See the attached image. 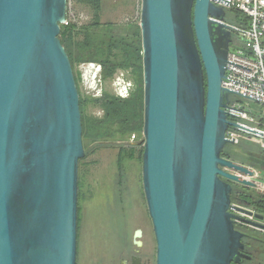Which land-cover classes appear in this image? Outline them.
Wrapping results in <instances>:
<instances>
[{"label": "water", "instance_id": "water-1", "mask_svg": "<svg viewBox=\"0 0 264 264\" xmlns=\"http://www.w3.org/2000/svg\"><path fill=\"white\" fill-rule=\"evenodd\" d=\"M226 0H141L142 186L155 264H243L263 215L232 202L252 168L221 156ZM66 0H0V264H76L79 95L59 39Z\"/></svg>", "mask_w": 264, "mask_h": 264}, {"label": "rangeland", "instance_id": "rangeland-1", "mask_svg": "<svg viewBox=\"0 0 264 264\" xmlns=\"http://www.w3.org/2000/svg\"><path fill=\"white\" fill-rule=\"evenodd\" d=\"M101 2L99 7V25L110 22L114 26L112 28L94 27L91 28L92 32L101 30L103 40L107 39L108 36L103 32L104 30H110V34L116 39L122 36L129 39L131 34L134 33L135 26L133 24H125L130 20L131 23L134 21L140 24L141 0H102ZM93 10L91 5L80 0H66V20L68 23H73L76 27L85 26L93 17ZM232 15V11H227V16L231 17ZM238 40L237 33H234V43L232 44H235ZM116 51V53L120 54V51ZM88 69L86 63L81 61L74 62L73 74L74 78L76 77L77 79L79 99L83 100L82 105L79 102V108L83 149L85 146L84 156L78 162L77 261L78 264H101L103 262L100 258L102 253L99 251V245L102 243L100 238L101 229L103 231L108 229L112 243L116 241V236L119 234L122 237L120 239L126 244L128 243V238L124 233L129 228L130 236L135 226L138 224L145 226L144 216L141 217V211H143L141 206H144L145 209V202L143 204L142 197L143 192L141 191L143 187V147L139 143L143 138V94L141 98L142 108L138 112L140 122L142 117V125H138V118H134L137 126L131 133L128 130H120V127H123V118L119 119L118 117L117 119L111 118L104 122L101 128L104 132L98 131L99 126L90 128V120L103 119L105 110L102 101H95V99H102V93L94 90L95 84L92 85L91 78L88 77ZM141 71H143L142 67ZM103 84L107 91H103L104 94H110L119 100L121 99L117 96L119 90L117 81L110 83L107 80L106 82L103 81ZM124 105L129 106L127 104ZM136 105L138 106V104ZM87 121L89 127H87ZM128 121L132 123V120L128 119ZM131 149L134 152H132V155H127ZM224 149L240 153L244 162H247L249 161V158H247L248 153L253 152L251 156L254 157V152L259 148L253 143H243L241 146L228 144ZM124 150L127 153H124ZM134 183L137 184L135 193L133 195L127 194L129 192L128 185ZM112 197L116 198L112 200ZM124 198L125 202L123 201ZM133 199L136 202L140 200L139 203H136V208H133ZM120 201L122 202L120 203ZM79 208L80 211L78 210ZM129 209L131 215L128 217ZM136 221L137 223H135ZM262 221L264 222V217Z\"/></svg>", "mask_w": 264, "mask_h": 264}, {"label": "built area", "instance_id": "built-area-1", "mask_svg": "<svg viewBox=\"0 0 264 264\" xmlns=\"http://www.w3.org/2000/svg\"><path fill=\"white\" fill-rule=\"evenodd\" d=\"M222 5L226 12L236 11L246 19V26L234 27L239 40L234 43V34L227 55V63L221 85L229 89V108L234 117L225 137L231 145L242 141L258 146L264 156V0H226ZM253 170V168H252ZM253 183V189L264 196V181L253 170L252 176L240 175Z\"/></svg>", "mask_w": 264, "mask_h": 264}, {"label": "trees", "instance_id": "trees-1", "mask_svg": "<svg viewBox=\"0 0 264 264\" xmlns=\"http://www.w3.org/2000/svg\"><path fill=\"white\" fill-rule=\"evenodd\" d=\"M80 1L85 2L88 5L92 6V8L94 9L93 10L94 17L96 18L97 17L96 11L101 6V0H80ZM232 12L233 15L229 17L230 22L232 24H235L237 26L247 25L246 19L240 18L242 17L241 13L236 11H232ZM93 24L98 25V22L91 23V26ZM109 26H111V24ZM92 31L93 30L91 29V27L88 26L76 27L74 24H62L60 26L59 39L67 52L72 68L74 62L76 61L92 59L102 62L105 77L110 75L115 67L117 66L123 67L129 64L138 67L139 68L138 70H140V72H138L139 86H137L136 91L131 95L130 98L119 100L115 96L105 93L102 96V99H95L96 102L102 101V105H104L105 116L101 120H96V119L90 120L89 123L90 128L92 127L96 128V126H99L98 131H102L101 128L103 127L104 122H106L108 119L111 118L117 119L118 117L119 119L123 118V122H122L123 127H120V130L122 131L128 130L131 133L132 130L137 126V124L134 122V118L135 119L138 118L137 119L138 125H142V117L140 122V115L138 114L139 110L142 108L141 98L143 94L142 71H141L142 48H141L140 27L139 25L135 26L134 33L131 34L129 39H126L123 36L119 39H116L115 37H112L110 35V30H104L103 32L108 36L107 39L103 40L102 32H100L101 30L96 31L94 33ZM105 34H103V36H105ZM116 50L120 51V54L116 53L117 52ZM103 101L105 102L103 103ZM79 102L80 105H82L83 100L79 99ZM124 104H127L129 106H126ZM136 104H138V106ZM128 119L132 120V123L128 121ZM97 123L98 124L101 123V124L98 125ZM86 124H88V121L86 122ZM89 124L87 125V127H89ZM243 143L245 142L242 141L238 145H232V146H239V145L241 146V144ZM123 152L127 153L125 150ZM123 152L121 153L123 154ZM132 152H134V150L131 149V151H128L127 155L128 154L132 155ZM221 156L234 161H238L242 163L244 162L242 158L243 156L240 153L231 152L229 150L226 151L225 149H223L221 151ZM246 191L247 190H245L242 187H236L234 190H232L231 193L232 202L237 203L239 205H243L245 202H248L246 200H249L250 201L249 203H251V206L256 210L257 213L264 214V196L259 195L254 191H247L250 194L247 193ZM78 210L80 211V208ZM240 230L248 234V236L244 237L243 239L247 249H248V245L251 244L252 241L259 242L260 236L257 232H253L252 230L246 227Z\"/></svg>", "mask_w": 264, "mask_h": 264}, {"label": "flooded vegetation", "instance_id": "flooded-vegetation-1", "mask_svg": "<svg viewBox=\"0 0 264 264\" xmlns=\"http://www.w3.org/2000/svg\"><path fill=\"white\" fill-rule=\"evenodd\" d=\"M99 11H100V9H98L96 11L97 12L96 18L94 17V11H93L92 19L88 23H86L85 26H88L91 28H94V27H100L101 28L102 26L104 28L113 27L114 25H112L110 22L102 23V25H99V23H98V25L93 24L91 26V23L98 22ZM137 15H138V13H137ZM226 18L228 19V20L226 19V21L230 22L229 16H227ZM64 24H73V23H68L66 20ZM110 24H111V26H109ZM130 24H133L134 26L139 25L138 23H136L134 21L131 23V20L125 25H130ZM110 35L113 36L112 34H110ZM232 38H233V34H232ZM230 45H231V42L229 43V48H230ZM81 62H84L88 65V68H89L88 69V77L91 78L92 85L95 84L94 90L95 91L98 90L99 93L101 92L102 96L104 95L103 91H106V89L104 88L103 81L106 82L108 80L110 83H112V81H117V84H118L119 90H120V91L118 90L117 96H119L121 99L130 98L131 95L136 91L137 86H139V84H138L139 83L138 72H140V70H138L139 68L136 66H133L130 64L123 66V67L117 66L114 68L113 72L110 75L105 77L102 62L92 60V59L82 60ZM96 78H97V80H96ZM75 81H76V79H75ZM76 85H78L77 82H76ZM142 85H143V71H142ZM231 183H232L233 190L235 189L234 187H242V185H240L238 183H235V182H231ZM128 187H129V192L128 193L124 192V193H127L129 195H133L137 189V184L136 183L129 184ZM141 191L143 192V187H142ZM126 195H125V197H126ZM142 197H143V204L145 202V204H144L145 209H144V206H141V208L143 210V211H141V217L144 216L143 219L145 221V226H141V224H138L137 226H135L133 228V231L131 232L130 236H129V230H130V228H129L128 231H126L124 233L128 238V243L125 244L122 241V239H120L122 237L119 234H117V236H116V241L112 243V239H110V237H109L108 229H104V231H103V229H101V232H100L101 237L100 238H101L102 243L99 245V251L102 253V254H100V258H101V260H103V262L101 264H155L156 242H155V236H154L153 227H152V221H151V218H150L148 210H147V204H146V200L144 197V192L142 194ZM115 198L116 197H112V200H114ZM123 201L125 202V198L123 199ZM139 201L136 202L133 199V201H132L133 205H134L133 208H136V203H139ZM121 202L122 201H120V203ZM137 209H138V207H137ZM130 215H131V213H130V209H129L128 217ZM127 220L128 219L126 216V221ZM137 221L135 223H137ZM77 222H78V219H77ZM235 227L239 230L243 229L245 227L247 228V226H242L239 224L238 225L236 224ZM118 240H120V241H118ZM81 244H82V240H81ZM244 244H245V242H244ZM79 245H80V243H79ZM77 246H78V235H77V245H76V264H78ZM244 252L251 256L250 259H245L243 262V264H248L247 262H249L253 257V255L251 254L253 252V250L252 249L248 250L245 246Z\"/></svg>", "mask_w": 264, "mask_h": 264}, {"label": "crops", "instance_id": "crops-1", "mask_svg": "<svg viewBox=\"0 0 264 264\" xmlns=\"http://www.w3.org/2000/svg\"><path fill=\"white\" fill-rule=\"evenodd\" d=\"M229 145H231V144H229ZM252 153L253 152H251V153L249 152L247 155V158H249V161L243 162V163L239 162V163H242V164H244L250 168H253V170H255L259 174V177L264 181V156L262 155V153L260 152L259 149H257L254 152V157L251 156ZM236 162H238V161H236ZM242 188H244L247 191H254L255 192L253 187H249V188L248 187H242ZM247 193H249V192H247ZM246 201H248V202H245L242 206H246L248 208H251L254 210L255 213H257L256 210L251 206V203H249L250 201L249 200H246ZM258 214L263 215V217H264V214H261V213H258ZM247 228L252 230L253 232H257L260 236L259 242H257V241L253 242L252 241L251 244L248 245V250H251V249L253 250V252L251 253L253 255V257L247 263L248 264H264V231L256 230V229L248 227V226H247Z\"/></svg>", "mask_w": 264, "mask_h": 264}]
</instances>
